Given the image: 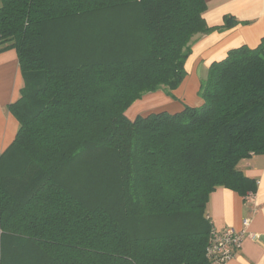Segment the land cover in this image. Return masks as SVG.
<instances>
[{
  "label": "trees",
  "instance_id": "16d2710c",
  "mask_svg": "<svg viewBox=\"0 0 264 264\" xmlns=\"http://www.w3.org/2000/svg\"><path fill=\"white\" fill-rule=\"evenodd\" d=\"M205 0H0V53L22 77L19 128L0 155V264H212L217 188L264 155V37L213 62L199 107L129 120L183 82Z\"/></svg>",
  "mask_w": 264,
  "mask_h": 264
},
{
  "label": "crops",
  "instance_id": "0c3cea01",
  "mask_svg": "<svg viewBox=\"0 0 264 264\" xmlns=\"http://www.w3.org/2000/svg\"><path fill=\"white\" fill-rule=\"evenodd\" d=\"M205 3L207 10L203 18L208 27H221L225 17L236 24L196 37L184 65L186 76L180 86L170 93L171 96L158 91L136 101L126 113L129 120L157 112L177 113L185 106L199 107L202 104L198 99L200 82L206 78L209 66L224 59L231 49L259 45L264 37V0H205ZM22 84L16 52H1L0 155L12 144L19 128L8 106L19 99ZM240 170L256 181V193L242 198L233 191L217 188L209 196L206 216L217 231L240 230L242 221H249L240 251L226 264H264V155L243 160Z\"/></svg>",
  "mask_w": 264,
  "mask_h": 264
},
{
  "label": "built area",
  "instance_id": "2783aa9c",
  "mask_svg": "<svg viewBox=\"0 0 264 264\" xmlns=\"http://www.w3.org/2000/svg\"><path fill=\"white\" fill-rule=\"evenodd\" d=\"M248 225L249 221L245 219L242 221L240 230L233 228H225L222 231L210 229L206 256L212 264H226L240 251L243 240L247 236Z\"/></svg>",
  "mask_w": 264,
  "mask_h": 264
},
{
  "label": "rangeland",
  "instance_id": "374dc122",
  "mask_svg": "<svg viewBox=\"0 0 264 264\" xmlns=\"http://www.w3.org/2000/svg\"><path fill=\"white\" fill-rule=\"evenodd\" d=\"M196 38V37H195ZM149 95V94H148ZM198 99H199V97H198ZM148 115V114H147ZM143 116H146V115H143Z\"/></svg>",
  "mask_w": 264,
  "mask_h": 264
}]
</instances>
